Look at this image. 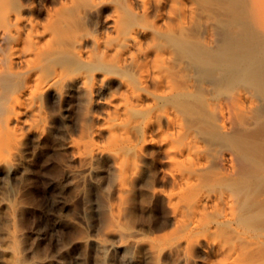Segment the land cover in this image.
<instances>
[{
    "label": "bare ground",
    "instance_id": "1",
    "mask_svg": "<svg viewBox=\"0 0 264 264\" xmlns=\"http://www.w3.org/2000/svg\"><path fill=\"white\" fill-rule=\"evenodd\" d=\"M40 1L0 0V174L15 178L17 181L30 176L31 165L34 163L30 162L32 154L37 152L44 137L51 130L53 122H62L64 119L66 96L76 90L91 96L90 107L94 104H103L99 94L107 88L106 85L110 80L116 79L122 82L126 94L120 98L118 104L113 105L117 117L111 120L110 126L107 129L99 126L91 128L90 141L87 140L86 143H80L73 137L63 136L60 145L65 149L67 146L70 147L74 151V158L83 161L78 170L65 174L66 179H71L68 181L69 184L73 182L74 186H77L75 184L84 183L85 178H88L92 185L106 188L108 181H101L103 176L99 174L103 170L108 171L106 166L109 164L119 171L121 179L115 181L114 185L118 195L117 201L109 205L113 219L112 227L102 231H90L65 244L59 241L56 230L61 222L67 221L70 225L92 224L89 218L94 214L96 206L90 200L87 208L73 214L68 213L71 203L86 196L85 188L79 190L77 188L78 191L74 190L76 193L72 194L73 197L71 195L70 200L67 198L62 201V214L54 215L47 222L46 228L39 229L37 232L39 238H50L53 247L55 245L56 248L54 254L37 259L34 255L36 253H34V244L28 242L25 232L6 230L4 237L0 239V255L7 253L14 255L12 264H86L84 255H81V252H75L74 249V254L67 261L61 259L60 255L63 248H69L68 251H70V248L76 245L87 244L88 246L89 244L96 255L94 264H114L115 259L119 264H140L143 259L150 257V253L158 258L165 254L170 256H168L169 259L171 258L169 262L165 261L161 264H187L192 258L188 253L189 247H199L222 258L217 262H211L212 264H258L260 257L253 259L249 256L250 253H257L260 249L259 237L256 239L254 236H246L248 232L244 235L243 231L238 230L240 226L236 225V228L234 225L240 222L239 220L245 214L253 212L254 208L251 207L252 210L246 208L247 210L244 211L243 205L246 198L251 196L250 192V196H247L246 188L238 190L233 188L234 191L231 192L222 190L221 187V190L218 187V189L213 187L212 190H208L204 189V184L197 180L201 172L212 171V168H218L220 172L216 170L217 173L222 174L224 178L231 177L237 180L248 172L246 168L254 169L263 166L255 163L254 159L245 157L244 152L247 150H245L244 136H242L245 130L258 124L259 118L255 120L251 115L248 121L243 123L241 117L242 114L256 113L257 109H262L261 116H263L264 93H260L258 87L253 88L254 90L249 87L239 88L235 100H232L231 96L229 99L215 98V96L213 97L215 99H212L210 95L215 93V90L218 91L215 89L218 81L210 79L209 76V79L207 77L199 84L194 71L188 68L191 58L177 59L174 53L165 49L166 46L163 48V43L160 48L158 45L161 43L159 39L157 40L156 33L161 31L150 28L140 21V18L144 17L152 6L156 9L160 8L163 0H59L56 4L62 3L61 7H52ZM186 1L182 11H185L184 15L187 17L184 16L185 18L181 19L179 24L182 28L192 27V21L199 16L203 20L200 35L203 41L205 40L206 46L214 47L219 39L226 38L222 33L225 35L227 33L220 31V24L212 19L211 14L201 11L196 6V0ZM260 3L259 5H262ZM262 3L264 5V2ZM158 17L161 18L160 20L163 19L161 15ZM106 25L112 29V33L103 36L99 30ZM220 33L222 36L219 38L217 34ZM251 36L254 37V35ZM146 38H151L154 46L145 47ZM242 41L245 42V39ZM263 42V40L260 41L262 47ZM240 44L235 45L236 51L232 50L234 52L232 59L234 56H241L247 62L245 65L239 64L240 73L246 71L254 77L263 76L262 65V69L254 68L253 65H256L254 63L257 60L255 58L249 60L248 58L252 56L248 57V51L244 48L242 50L245 53L240 52L238 47L244 45ZM247 50H249L248 47ZM263 51L259 50L258 53L261 52L260 55L263 56ZM108 53L112 58L104 59L103 65L106 68H99V57ZM237 57L235 59H241ZM143 60L147 64L143 68L138 67L136 63ZM130 73L137 74L136 79L126 78V75ZM171 74L179 78L182 91L185 90L186 93L192 94L198 88V91L200 88L204 89L206 96L201 94L205 97L203 107L212 114V116L209 115L211 117L205 118L207 113L204 114L205 116L183 113L184 111L182 112L174 104L170 106L171 103L169 106L161 105L160 98L163 100L167 94L173 96L176 92H182L177 91L181 88L174 87L172 81L175 82V79L171 81L169 78ZM153 84L161 87L162 90L150 91V86ZM260 88L262 89L263 86ZM255 90H258L260 94ZM51 97H56L59 101L58 111H51L49 108ZM144 99L151 101V105L144 107L141 104ZM144 113L149 116L146 117ZM100 118V115L94 113L89 117L95 122ZM203 121L215 125V132L216 130L217 132L214 133L217 136L199 128L198 125L201 123L203 125ZM154 131H158L159 134L155 135ZM101 133L110 134L107 144H101L95 140ZM27 144L29 147H26ZM150 144H158L159 148L169 156L171 163L189 162L190 164L189 167L180 166L169 172L177 184L174 191L154 190V193H161L171 206L173 213L169 221L170 225L176 228L174 233L158 242L147 240L144 228L128 226L124 222L126 195L130 191L131 182L139 180L144 171L147 152L145 149ZM222 176L218 177L222 178ZM26 186L24 184L20 186L19 193L23 194ZM13 202L11 195L0 192V209H10L9 222L15 225L17 213L28 210L29 206L22 204L17 209ZM23 215L21 212L19 217L23 219ZM136 248H142V250L148 248L149 252L138 251L140 252L138 253L137 250L135 251Z\"/></svg>",
    "mask_w": 264,
    "mask_h": 264
},
{
    "label": "rangeland",
    "instance_id": "2",
    "mask_svg": "<svg viewBox=\"0 0 264 264\" xmlns=\"http://www.w3.org/2000/svg\"><path fill=\"white\" fill-rule=\"evenodd\" d=\"M58 1L59 0H41L40 2L42 4H47L52 7L63 6L62 3H59L57 5L56 3ZM252 1L253 3L251 4ZM259 1L260 0H196L195 1L196 6H198V8L201 11L204 10L208 14H211L212 19L216 20V22L220 24L221 26L220 31L227 33L225 35V33L221 32L223 36H225L226 38L224 40L219 39V41L221 40V42L218 41V44H216L218 46L215 45L214 46L215 48L214 47L210 48L206 46L204 42L205 40L203 41V38H201L202 36L200 35L201 34L200 29L202 27L203 20L199 16L195 17L194 21H192V24H191L192 27L190 26L188 28H182L179 25L181 22V19L187 17L186 15H184L185 11H182L184 10V5H186L185 2L187 3L186 0H163L162 1L163 3L162 5H160V8L158 7L159 9L158 8L156 9L155 6H152L151 7L152 9L149 8L147 14L144 17L140 18V21L150 28H153V29L156 28V29H159L157 31H161V32L156 33V38L157 40L159 39L158 41L161 43V45H158L160 46V48L163 43V48L166 46L165 49L170 50L172 53H174L173 55L176 58L178 57L177 59L181 60L184 57L185 59L191 58L190 60L191 63L189 62L188 68L194 71L195 78L197 81L199 80L198 81L199 84L201 80L207 79V77L209 79V76L211 77L210 79L213 78L218 81L217 83L218 86H216L215 88V89H218V91L215 90L214 91L215 93H213L214 95L213 94L210 95L212 99L221 98V97L229 99L231 96V99L235 100L237 96L236 93H238L240 89H245L248 87L252 90H254L253 88L258 87L259 88L258 90L260 91V93L262 92L264 93V91H262L264 90L263 89L264 88V83H263L264 75L263 76L257 75V77L256 76L254 77L246 71H243L245 73L243 72L240 73L239 68H238L239 64L241 66L242 64L245 65V63L247 62L241 56L240 57L234 56V59H232L233 53H234L232 50L233 49L237 50V46L235 45H238V43L240 44L241 42L240 45L244 44L243 45L244 47L243 46L238 47L239 50H241L240 52L245 53L244 50L242 49L243 48L246 49L245 51L250 52V53L247 52L248 57L252 56L248 59L250 60L252 58L253 59L255 58L257 60L256 63H254L256 65H253V67L261 68V65H262V68L264 70V60H263L264 51L262 52L263 56L260 55L261 52L258 53L259 50L260 51L264 50V46L262 47V45H260L261 44L260 41L261 40L264 41V35H262L264 34L263 32L264 31V22H263L264 5L262 3L264 2V0L260 1L261 3ZM259 3L262 4L263 6L259 5ZM256 7H261V8L257 9ZM251 10L254 12H252ZM254 13H256V15ZM159 15L162 16L163 18L162 20H160L161 18L158 17ZM255 16L257 19L253 18ZM168 27L171 30L167 29ZM261 27H263V29ZM99 33L103 36H108V35H111L112 29L106 25L100 28ZM221 33L217 34L219 38L220 36H222ZM251 35H254V37H252ZM261 36L263 39L261 38ZM248 37H251V38H248ZM243 39H245V42L242 41ZM253 39L255 41H253ZM256 40H258V42ZM158 41L157 43L160 44ZM252 41L255 43L253 44ZM222 42H225L224 43L225 45ZM246 42L247 44H245ZM144 43H145L144 46L146 45L145 47L148 46V48L152 47V45L154 46L151 38H146L144 40ZM250 46H252L251 49L249 48ZM247 47L249 50H247ZM254 48L255 50H253ZM251 50H253V53H251ZM197 53L200 55H198ZM194 54H196L198 58ZM225 54L229 57V59H227L228 57ZM213 56L216 58H214ZM220 56L222 59L220 58ZM236 57L241 58V59L240 60L235 59ZM105 58L106 59L112 58L111 54L108 53V54L101 55L99 57L100 59L99 68H106L103 65ZM211 62L213 63L210 64ZM233 62L235 63L233 64ZM136 64L138 67L143 68V66H145L147 62L143 60V61H138ZM217 64L219 66H217ZM218 67H220L221 69L220 68L218 69ZM234 70L235 71L237 70V71L235 72ZM171 75H169L170 76L169 78L171 79V81L175 79V82L174 80L172 81V83L174 84V87L181 88V81L178 80L179 78L175 74H173L172 76ZM126 76H127L126 78L134 80V78L136 79L137 74L135 75V73L134 74L130 73V74H127ZM249 79H250V82H249ZM256 79L258 80L256 81ZM253 80L256 82H254ZM261 86H263L262 89L260 88ZM106 87L107 88H105L103 92H101L103 94L101 93L99 94L100 95L99 97L103 102V104H100V105L98 104L99 106L97 104H94V106L90 107L91 96L88 93H84V92L81 93L75 90V91H71L66 96L64 119L62 120V122H58V121H55L56 123L53 122V124L51 125V130L49 131L48 135L44 137L43 142L39 147L40 150L39 148L37 149V152L38 151L39 152L32 154L31 156L32 158L30 159V162L32 164L33 162L35 163L36 161V163L35 164L33 163L31 165L30 176L25 177L21 181H17V179L15 178H10L8 176L0 174V192L11 195V197H13V200H14L13 203L17 209H19V206H22V204L29 206L28 210L21 211L25 215V216L23 215V219L21 216H20L21 218L19 217L21 212L19 214L17 213L15 225H12L9 222V218L11 216L10 209H7V208L0 209V239L4 237V232L6 230H9V231L16 230L20 232H25L26 239L28 240V242L34 244V253L36 252L34 255L37 259L46 257L47 255L54 254L55 249H56L55 245L53 247V242L50 240L49 237L39 238L37 232L39 231V229L46 228L47 222L50 221L54 215H56L57 213L62 214V211H63L62 201L64 199L67 200V198L68 200H70V198L73 197L72 194H75L79 189L85 188L84 195L86 196L85 198L83 197L82 199L75 200L77 202L74 201L73 203H71L72 207L70 206V208L68 209V213L70 212L69 214L71 213L73 214L75 212H78L79 210H82L83 208H87L89 204L88 201L90 200L96 206L94 214L90 215V218H89V222L92 221V224H90L91 223L90 222L89 223L90 225H84V224L70 225V223L67 221L61 222L60 223L61 225H59L56 230L59 241L65 244L69 240L77 236L90 233V231H102V230L108 229L109 227H112L111 225L113 224V219H112V214L109 210V205L117 201L118 195L116 193V189L114 185H115V181H119L121 179V175L119 174V171L112 164H109L108 166H106L108 171L103 170L100 172L99 176L100 175L101 177L103 176L102 179L99 177L101 181H108L107 183L108 185L106 188H101V187L92 185L90 183L91 180L88 178L87 179L85 178L84 183L81 182V184L80 183L75 184L77 186H74L73 182L72 184L71 183L69 184L68 181L71 179L70 178L66 179L67 177H65V174L69 171L78 170L79 167L82 165L83 161H80L79 159L74 158V151L70 147L67 146V148L65 149L60 145L63 136L73 137L78 142L84 143L85 141L87 142V140L90 141L89 130L91 128L95 126H99L101 128L107 129V127L110 126L111 120L117 117V114L115 112L113 105L118 104L120 102V98L125 96L126 89L124 85L122 84V82L116 79L110 80L108 84L106 85ZM159 89H161V87L159 88L157 85L153 84L150 86V91L155 92L157 90L158 91L162 90V89L161 90ZM198 89L196 90V92L194 91L195 94L194 93L191 94V92L186 93L185 90L182 91V88H181V90L178 89L177 91H182V92H176L175 94H173V96L167 94L168 98L166 95L163 100L162 98H160L159 102H161V105L163 106H169L170 103H171L170 106L174 104L176 107H179L181 111L183 110L184 111V112L182 111L183 113L186 112V114L189 113L190 115L197 116L200 114L201 116H205L207 113L208 115L205 116V118L207 117L208 119V117H211L212 114L209 111H207L206 107L205 108L203 107V103L205 102L204 96L206 95H205L204 89L200 88L199 91ZM258 90L257 91L255 90V91L258 92V94H260ZM201 94H203L204 96ZM214 96L215 98H213ZM197 99H200V100H197ZM141 104L144 107H148L151 105V101L144 99L141 102ZM59 106L60 105H59V101H57V98L51 97L50 103H49V108L51 109V111H58ZM261 111L262 109H257L256 113L251 112L248 114L247 113L242 114L243 118L241 117V119L243 123H246L248 121V118L251 115H252L251 117L254 118L255 120L256 118H259L258 119L259 122H257L258 124L250 128L249 129L250 131L243 130L245 135L242 133V136H244L243 143L245 144L244 145L245 150H247L246 152H244L245 157L252 159V160L254 159V162L257 164H262L263 165L261 166L262 168L260 166L255 167L254 168L255 170L248 168L250 169V171L246 168V171L248 172L245 173V175H243L240 179H237V180L231 177L224 178L222 174H218L220 172L218 168H212V171L208 170L209 172H204V171H203L204 173L201 172L200 173L201 175L198 178L199 180H197V181H201L204 184V189H208V190H212L213 187H215V189L217 187L220 189L221 187V189L223 188L222 190H228L231 192V191H234V189L238 190L241 188L243 189L246 188L247 193H248L247 196H250L249 195V192H250L251 196L250 197L246 196L247 198H246V201H244L243 205H244V211L247 209L254 208L253 210L251 209L253 212H250L247 215L245 214L246 216L244 215V217H242L243 219L241 218L242 221L239 220L240 222H237V224L234 223V225L235 227L236 225L238 227L240 226L238 230L243 231L242 233L244 235L248 232L246 236H254V238L256 239L259 237L258 240L260 239V244H261L260 246L262 248L260 247L257 253H254V254L250 253L251 255L249 256V257H252L253 259L260 257L258 258V260L260 259L257 262L258 264H264V255H263L264 251L262 252V250H264V239H262L264 238V230H263L264 229V192L262 191L264 190V113H263V116H261L262 115ZM93 113L96 115H100L101 118L99 121L95 122L89 119L90 115ZM144 114L146 116V113ZM253 115L255 117H253ZM148 116L149 115L147 114L146 117ZM210 123L211 122L204 123L203 121V125L201 123V125H198V126L200 129H203V131L216 135L215 134L217 132V130L215 132L216 127L213 123L211 124ZM154 134L158 135L159 132L154 131ZM98 136L97 138H95V140L99 141L101 144H107L110 139L109 133H103V134L101 133ZM26 147H29V144H27ZM64 147H66V145H64ZM148 147L145 149L147 151L146 160L144 164L145 168H144V171H142L141 173L142 174L140 176L141 178L139 177V180L136 179L137 181L133 180V182H131L130 191L126 195L124 222L128 226H140L144 228L146 232V239L147 240L149 239L150 241L158 242V240L160 241L162 239H165L166 237L174 233L176 228L171 226L170 221H169L171 214L173 213L171 206L169 205V203L167 202V200L161 193H154V190L158 189V190L174 191L177 188V184L174 182L169 172L177 169L180 166L189 167L190 164L189 162H185L184 164L171 163L169 156L164 152V150L159 148L158 144H150L148 145ZM247 153L248 154L250 153V154L248 155ZM32 166H35V167H32ZM216 170H218L219 172L217 173ZM218 176H222V178ZM28 177L30 178V181ZM213 178L214 179L216 178V179L214 180ZM62 179L64 181H62ZM60 180L62 181V183ZM23 184L25 186L27 185L26 186L27 188H25V190L23 191L24 193L27 192L26 194L19 193L20 186H22ZM28 189L29 191H27ZM63 190H64V193H63ZM15 195H17V197H15ZM79 245H76L77 248L76 247L70 248V251H68L69 248H63L61 255H60L61 259L65 261L70 259L71 256L74 254V251H73L74 249L75 252L76 251L79 253L81 252L80 254L84 255V261L86 260L85 261L86 264H94L96 255H94L95 253L92 247L89 244L88 246H86L87 244H83V245L79 244ZM136 250L137 252L140 251L141 253L149 252L148 248H143V250L142 248H136L135 251ZM62 253L64 254L62 255ZM188 253L190 255V258L191 257L192 258L188 261L187 264H212L222 259L221 257H217L213 252L206 250V249L199 248V247L198 248L189 247ZM258 253L261 256L258 255ZM168 256L169 255L165 254V255L159 256L158 258V256H154L153 254L150 253V257L149 258L147 257L148 260L143 259L142 262H140V264L141 263L161 264L165 261L169 262L171 258L169 259L170 256L169 257ZM145 260L148 262H146ZM13 261H14V255L12 254L7 253V254L0 255V264H12ZM114 262H115L114 264H119V262L116 259L114 260Z\"/></svg>",
    "mask_w": 264,
    "mask_h": 264
}]
</instances>
